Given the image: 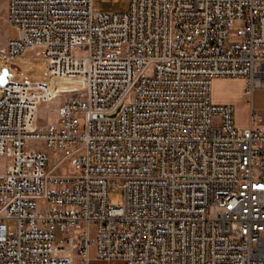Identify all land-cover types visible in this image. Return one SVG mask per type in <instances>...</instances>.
Masks as SVG:
<instances>
[{
	"label": "built area",
	"instance_id": "built-area-1",
	"mask_svg": "<svg viewBox=\"0 0 264 264\" xmlns=\"http://www.w3.org/2000/svg\"><path fill=\"white\" fill-rule=\"evenodd\" d=\"M5 20L0 55L33 50L46 74L0 85V264H89L90 244L124 264H264V129L211 99L218 78L264 88V0H8Z\"/></svg>",
	"mask_w": 264,
	"mask_h": 264
},
{
	"label": "rangeland",
	"instance_id": "rangeland-1",
	"mask_svg": "<svg viewBox=\"0 0 264 264\" xmlns=\"http://www.w3.org/2000/svg\"><path fill=\"white\" fill-rule=\"evenodd\" d=\"M92 7L94 10L100 11H124L127 10L128 0H92ZM15 35L16 31L13 26L10 24H7V26L4 25L3 30L0 31V48L6 44L8 38L14 37ZM3 69L7 70L8 79L12 82H43L46 74V60L43 57L37 56L33 50H27L14 57L0 55V70ZM57 103V100H53L40 107L38 112L39 123L44 124L53 119ZM60 159V155H51L47 163V169L56 174L73 172L71 167H66L69 165V159L67 158L55 166L56 162ZM2 167V158H0V170ZM108 200L111 204H122L124 200L123 190L110 189ZM95 237L96 226L94 223H90L88 226V238L89 240H94ZM88 253L90 258L89 264H124L122 260L97 259L93 244L89 245Z\"/></svg>",
	"mask_w": 264,
	"mask_h": 264
},
{
	"label": "crops",
	"instance_id": "crops-1",
	"mask_svg": "<svg viewBox=\"0 0 264 264\" xmlns=\"http://www.w3.org/2000/svg\"><path fill=\"white\" fill-rule=\"evenodd\" d=\"M7 3L8 0H0V31L8 24L5 20ZM211 99L215 103L230 104L233 107L236 125L247 126L252 113L257 117V125L264 129V88L256 87L248 94L242 78H218L212 82Z\"/></svg>",
	"mask_w": 264,
	"mask_h": 264
},
{
	"label": "water",
	"instance_id": "water-1",
	"mask_svg": "<svg viewBox=\"0 0 264 264\" xmlns=\"http://www.w3.org/2000/svg\"><path fill=\"white\" fill-rule=\"evenodd\" d=\"M8 80V72L6 69L0 71V85H3Z\"/></svg>",
	"mask_w": 264,
	"mask_h": 264
}]
</instances>
